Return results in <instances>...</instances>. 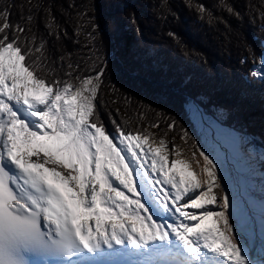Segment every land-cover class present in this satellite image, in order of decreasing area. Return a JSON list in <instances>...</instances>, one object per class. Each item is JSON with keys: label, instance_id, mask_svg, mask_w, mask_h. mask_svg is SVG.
Listing matches in <instances>:
<instances>
[{"label": "snow or ice", "instance_id": "1", "mask_svg": "<svg viewBox=\"0 0 264 264\" xmlns=\"http://www.w3.org/2000/svg\"><path fill=\"white\" fill-rule=\"evenodd\" d=\"M220 4L240 18L227 0ZM29 5L31 11L32 0ZM11 7L0 10V264H82L118 253L140 264H255L235 230L215 158L194 142L205 179L170 175L177 165H190L161 155L167 147L161 138L146 168L142 156L148 152L138 149L149 134L133 135L113 120V136L100 119L97 92L106 63L95 76L77 75L79 84H73L79 66L69 62L70 79H61L45 43L37 44L25 24L12 25ZM196 7L201 18L211 19L203 4ZM26 19L31 24L34 17ZM47 27L59 39L50 11ZM98 28L92 24L89 43ZM250 75L264 80V57Z\"/></svg>", "mask_w": 264, "mask_h": 264}, {"label": "trees", "instance_id": "2", "mask_svg": "<svg viewBox=\"0 0 264 264\" xmlns=\"http://www.w3.org/2000/svg\"><path fill=\"white\" fill-rule=\"evenodd\" d=\"M9 3L12 25L25 24L37 44L45 43L48 63L61 79H70L69 62L79 66L73 84H79L77 75L95 76L106 63L97 108L108 133L117 135L115 120L133 135L149 134V142L163 138L173 151L185 145L199 153L195 142L215 158L216 142L208 141L193 118L197 107L206 120L254 142L256 152L248 162L258 165V175L246 176L247 195L264 199V80L250 75L264 57L262 0H227L240 18L220 0H32L31 11L29 0H0V10ZM200 4L211 19L201 18ZM49 11L59 39L49 34ZM93 23L99 28L89 43ZM38 75L53 79L45 71ZM223 168H230L227 158L219 165Z\"/></svg>", "mask_w": 264, "mask_h": 264}, {"label": "rangeland", "instance_id": "3", "mask_svg": "<svg viewBox=\"0 0 264 264\" xmlns=\"http://www.w3.org/2000/svg\"><path fill=\"white\" fill-rule=\"evenodd\" d=\"M192 114L199 129L208 137V141L216 142L215 162L218 165H223L226 158L229 161V170L223 168L219 169V172L222 177L225 176L227 178L226 181L223 179V184L232 199L233 210L231 212L233 213L232 221L236 226L235 230L240 235L241 242L244 244L250 258L255 261V264H264V199L247 195L250 193L247 177L251 178L258 175L256 174L258 165L248 162L255 155V144L253 141L221 126L216 121L206 120V116L197 107L192 108ZM166 145L167 147L160 154L167 155L169 162L172 160H184L190 165L189 168L177 165L175 169H172L170 174L179 172L182 176L190 179V173H195L201 181L205 179L201 171L203 158L198 152L193 157L194 149L181 145L173 151L170 143ZM157 147H160L159 143L148 141L143 144L142 149H138L141 152H148V156H142V159L146 161V168L151 164L153 153L150 149ZM197 161H199V164H197ZM49 167H52V165H49ZM169 167L171 168V163H169ZM58 170L64 171L63 169ZM237 181L244 192H241L238 188ZM203 187L206 188V185H203ZM260 189L261 186H258V190ZM233 218L235 219L233 220Z\"/></svg>", "mask_w": 264, "mask_h": 264}, {"label": "bare ground", "instance_id": "4", "mask_svg": "<svg viewBox=\"0 0 264 264\" xmlns=\"http://www.w3.org/2000/svg\"><path fill=\"white\" fill-rule=\"evenodd\" d=\"M34 158V157H33ZM171 175V174H170ZM239 176H241V175H239ZM242 177V176H241ZM180 177H177V179H179ZM242 180H243V178H242ZM50 182H52V183H57L55 180H53V178L51 179V180H49ZM244 181V180H243ZM237 185H238V188L241 190V187H240V183H238V181H237ZM244 185V184H243ZM157 188H161L162 186L161 185H157L156 186ZM166 187V186H165ZM245 190V189H244ZM126 191V190H125ZM241 192H244L243 190H241ZM128 195H131V194H128ZM153 208L155 209V205H153ZM158 215H160V213L158 212L157 213Z\"/></svg>", "mask_w": 264, "mask_h": 264}]
</instances>
